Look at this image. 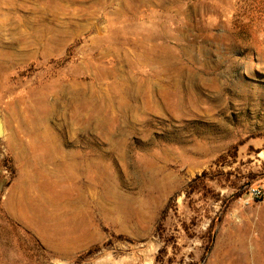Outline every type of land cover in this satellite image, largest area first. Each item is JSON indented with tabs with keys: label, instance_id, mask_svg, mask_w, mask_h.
I'll return each instance as SVG.
<instances>
[{
	"label": "rangeland",
	"instance_id": "1",
	"mask_svg": "<svg viewBox=\"0 0 264 264\" xmlns=\"http://www.w3.org/2000/svg\"><path fill=\"white\" fill-rule=\"evenodd\" d=\"M0 113V264H264V0H0Z\"/></svg>",
	"mask_w": 264,
	"mask_h": 264
},
{
	"label": "crops",
	"instance_id": "2",
	"mask_svg": "<svg viewBox=\"0 0 264 264\" xmlns=\"http://www.w3.org/2000/svg\"><path fill=\"white\" fill-rule=\"evenodd\" d=\"M19 190H16L14 193H12V197H11V199H10V201L9 202H7L8 203V205H7V203H6V207L11 211V212H14L15 211V208H16V206L18 207H22L24 204L23 203H21V200H19L20 199V197H19Z\"/></svg>",
	"mask_w": 264,
	"mask_h": 264
},
{
	"label": "built area",
	"instance_id": "3",
	"mask_svg": "<svg viewBox=\"0 0 264 264\" xmlns=\"http://www.w3.org/2000/svg\"><path fill=\"white\" fill-rule=\"evenodd\" d=\"M247 195L249 200L261 199L264 196V191L262 188L250 187Z\"/></svg>",
	"mask_w": 264,
	"mask_h": 264
},
{
	"label": "trees",
	"instance_id": "4",
	"mask_svg": "<svg viewBox=\"0 0 264 264\" xmlns=\"http://www.w3.org/2000/svg\"><path fill=\"white\" fill-rule=\"evenodd\" d=\"M8 163H10V161H4V166H8ZM248 191H249V188H247L245 190H244V188H242L241 191L237 195H235V197L238 198V197L242 196L244 193L248 194ZM221 218H222V215L219 217V220H221ZM90 254H92L91 251L88 252V255H90ZM82 258L83 257H80V260H82Z\"/></svg>",
	"mask_w": 264,
	"mask_h": 264
},
{
	"label": "water",
	"instance_id": "5",
	"mask_svg": "<svg viewBox=\"0 0 264 264\" xmlns=\"http://www.w3.org/2000/svg\"><path fill=\"white\" fill-rule=\"evenodd\" d=\"M6 134V125L2 114L0 113V138Z\"/></svg>",
	"mask_w": 264,
	"mask_h": 264
}]
</instances>
